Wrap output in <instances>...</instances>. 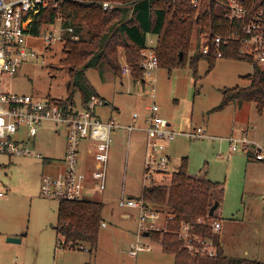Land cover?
<instances>
[{
  "label": "rangeland",
  "instance_id": "374dc122",
  "mask_svg": "<svg viewBox=\"0 0 264 264\" xmlns=\"http://www.w3.org/2000/svg\"><path fill=\"white\" fill-rule=\"evenodd\" d=\"M49 31L43 28L38 35L25 38V47L34 57L24 60L13 76L1 75V90L41 100L67 97L69 68L61 63L65 57L64 43L45 47L43 38ZM205 38L203 33L193 31L188 59L200 53ZM152 39L155 43L156 37ZM121 58H125L123 54ZM188 59L183 67L170 73L158 68L145 88L135 83L132 75L119 78L107 67H103L102 72L90 68L84 74L97 96L105 100V105L96 112L100 119L111 111L113 118L127 123L134 112L154 102L174 131L193 133L200 128L206 132L205 139L180 135L170 144L169 154L177 166L175 171L181 159L186 158L189 174L207 173L210 181L222 184L223 200L216 218L221 225L217 237L221 249L230 258L264 263V161L249 157V152L259 147L264 149V118L261 117L264 115L257 114L254 103L233 102L214 110L221 105L225 90L249 85L246 77L253 69L238 57V60L220 58L207 72V61L200 59L193 74ZM79 94L75 93V101H80ZM115 108L119 109V115ZM48 124L43 125L50 127L41 138L38 136L37 142L39 151L52 158L56 169L61 138L49 135L53 126ZM230 138H244L254 145L247 151L232 153ZM113 139L106 190L94 196L103 204L102 221L106 226L99 228L97 246L91 253L82 250L88 249L82 243L73 249L63 247V239L57 237L58 201L39 195L41 176L47 175L49 169L33 158L9 159L0 155V189L6 186L8 190L0 198V264H129L132 261L135 264H173L174 255L163 253L160 243L153 241V234L152 250L138 253L135 260L129 259L127 249L136 239L138 211L119 209L117 202L122 192L125 198H139L144 187L169 186L174 173L157 174L152 182L144 179L142 136L133 132L128 138L127 133L117 132ZM158 208H151L161 214L158 228H166L168 212ZM168 230L170 234L174 232V229ZM8 238H18L20 242L9 243Z\"/></svg>",
  "mask_w": 264,
  "mask_h": 264
},
{
  "label": "built area",
  "instance_id": "2783aa9c",
  "mask_svg": "<svg viewBox=\"0 0 264 264\" xmlns=\"http://www.w3.org/2000/svg\"><path fill=\"white\" fill-rule=\"evenodd\" d=\"M64 0H0V76L7 73L13 76L24 60L34 57V53L25 47V38L36 36L33 29L35 18L46 8L56 10L55 22L44 29L50 30L44 36L45 47L66 40L77 42L79 36L71 27L62 26L60 11ZM226 14L224 18L232 25L225 35L210 34V42L215 49L216 58H222L221 47L238 44L237 57L251 64L253 71L264 72V12H251L243 5V0H222ZM202 0H190L194 9H198ZM102 10H112L121 3L102 2ZM56 31L54 35L52 32ZM205 36V35H204ZM210 43V44H211ZM207 38L201 42L200 54L210 52ZM138 63L142 78L138 83H151L153 72L158 69L155 43L149 39L140 53ZM120 75L131 76L132 69L127 61L119 59ZM104 101L97 95L89 97L86 106L81 102L63 107L51 99H36L30 95L7 92L0 89V155L9 159L25 157L44 160L43 155L34 147L35 138L43 125L49 123L63 126L66 131V146L59 166L47 175L41 176L40 196L60 201H81L86 195H102L106 190L110 150L113 134L124 129L128 136L140 121L137 113L132 115V124L121 126L115 120L103 121L97 115V109ZM143 117L145 134L143 178L149 179L157 174L175 173V166L169 157L168 148L178 135L170 123L160 114L155 103L146 107ZM189 138H207L198 128L193 133L183 134ZM230 151H247L252 145L244 138L229 139ZM84 145L85 157H82ZM255 159L264 161V150L255 151ZM144 189V188H143ZM0 190V198L4 197ZM119 209L138 211L136 239L128 245L127 256L135 260L138 253L152 250L151 235L169 232L168 225L175 224L174 217L167 214L166 228H158L160 212L146 206L143 197L125 198L122 192L117 202ZM104 223L101 227H105ZM221 225L209 217H199L184 221L171 231L181 243V249L192 257L213 258L217 252L216 240ZM148 239V241H147ZM142 240H146L143 243ZM88 252V249H82ZM129 264H135L132 261Z\"/></svg>",
  "mask_w": 264,
  "mask_h": 264
},
{
  "label": "trees",
  "instance_id": "16d2710c",
  "mask_svg": "<svg viewBox=\"0 0 264 264\" xmlns=\"http://www.w3.org/2000/svg\"><path fill=\"white\" fill-rule=\"evenodd\" d=\"M102 2L121 3L112 10L103 11ZM251 12H264V0H243ZM60 17L62 26L71 27L79 36L77 42L66 40L62 64L68 66L67 97L57 101L63 107L74 105L75 93L80 94L83 106L90 96L96 95L90 87L85 71L94 68L98 72L107 67L113 75L120 76L119 56L123 54L132 69L134 80L142 78L138 67L140 53L147 45V36L156 37L155 52L158 68L183 67L188 59L190 41L196 29L203 33L210 44V34L225 35L231 24L224 16L222 0H202L194 9L190 0H64ZM58 17L51 7L43 10L36 18L32 31L39 34L45 26L53 24ZM238 44L222 46V58L237 59ZM200 59L211 71L216 61L213 44L207 56L200 53L189 57L193 74ZM238 60V59H237ZM249 85L234 87L223 92L220 110L227 102L254 103L257 114L264 115V72L254 70L246 77ZM221 183L212 182L206 173L191 175L187 172V159H182L180 168L172 175L169 186L144 187L142 197L146 206L152 209L165 208L174 217L176 229L184 221L206 217L210 208L218 203L212 218L217 220V210L223 200ZM103 204L96 200L60 201L57 208L56 235L63 239V247L74 248L80 243L88 246V252L96 249L98 232L102 221ZM163 253L173 254V264H264L243 258H230L216 240L217 252L213 258L192 257L181 249V243L170 233L153 234ZM85 245V246H86Z\"/></svg>",
  "mask_w": 264,
  "mask_h": 264
},
{
  "label": "crops",
  "instance_id": "0c3cea01",
  "mask_svg": "<svg viewBox=\"0 0 264 264\" xmlns=\"http://www.w3.org/2000/svg\"><path fill=\"white\" fill-rule=\"evenodd\" d=\"M149 39H152V37L151 36H149V38L147 39V42H148V40ZM153 40V39H152ZM123 77H128V76H119V78H123ZM130 78V77H129ZM133 82H134V80L132 79V78H130ZM135 83H137L138 85H142L143 86V88H145V87H147V85L149 84V83H147V82H142V83H138L136 80H135ZM149 86V85H148ZM19 94V93H18ZM97 95V94H96ZM80 99V98H79ZM102 99V98H101ZM103 100V99H102ZM103 101H105V100H103ZM76 103H79V101H75ZM154 103V102H153ZM233 104V102H227V103H225V106L226 105H229V104ZM104 104H105V102H104ZM149 106V105H148ZM224 106V107H225ZM146 107L147 106H145V107H143V109L141 110V111H136V112H134V113H137L139 116H140V121H138L137 123H135L134 125L136 126V130L134 131V132H138V135H141L142 136V143H143V160H144V145H145V134H144V132H143V122H142V119H143V117L147 114V111H146ZM115 111H117V115H119V109H117V108H115L114 109ZM160 112V114H161V110L159 111ZM257 112V111H256ZM113 112H108L107 113V115L102 119L103 121H107V120H109V119H115V118H113L112 117V115L114 116V114H112ZM133 115V114H132ZM98 117H99V115H98ZM261 117H263L264 118V116H261ZM116 120V119H115ZM119 120V119H118ZM116 120V122L118 123V124H120L121 126H126V125H131L133 122H132V117H131V119H130V121H128L127 123H123V122H120L121 120ZM47 125V124H46ZM48 125H50V124H48ZM53 126V128L50 130V132H48L49 133V135L50 136H52L53 135V137H54V139H60V141H61V149H60V155L58 156V158H55L58 162V164H59V162H61V160L63 159V156H64V152H65V146H66V131H65V128L63 127V126H54V125H52ZM170 126H171V128H173V126L170 124ZM48 127H50V126H45V127H43L42 126V128L39 130V132H38V135L36 136V138H35V142H34V147L36 148V150H40L39 149V142H37L38 141V136H40V138H41V136H42V134L45 132V129L46 128H48ZM117 132H119L120 134L121 133H127L124 129H118V130H116L115 132H114V134H117ZM176 132V131H175ZM205 132V131H204ZM178 133V135L176 136V137H178V136H180V135H182V136H185V135H183V134H186L187 132H177ZM46 134V133H45ZM114 134H113V138H114ZM205 134H206V132H205ZM44 135V134H43ZM128 135V134H127ZM206 136L208 137V135L206 134ZM130 136H128V138H129ZM185 137H187V136H185ZM176 139V138H175ZM174 139V140H175ZM201 139H205V138H201ZM210 139V138H209ZM114 141V140H113ZM114 143V142H113ZM129 145H130V143H129V141H127V149L129 148ZM84 145H83V150H82V157L83 158H86L85 157V153H84ZM169 148H170V146H169ZM169 148H168V153H169ZM259 149H262V150H264L263 148H260L259 147ZM128 151V150H127ZM40 152V151H39ZM41 153V152H40ZM42 154V153H41ZM43 155V154H42ZM43 157H44V160H38L40 163H42V165L45 167V168H48L49 170H51V171H53V170H55L54 168H53V165H52V158H50V157H48V156H46V155H43ZM169 157H170V154H169ZM249 157L250 158H253V159H255V151H251V152H249ZM110 159H111V157H110ZM170 159L172 160V162H173V159L170 157ZM182 159H184V158H182ZM182 159H181V161H180V165L178 166V169L180 168V166H181V162H182ZM37 160V159H36ZM256 160V159H255ZM256 161H259V160H256ZM8 164H10V160L8 161ZM174 164V163H173ZM174 166H176L175 164H174ZM57 167V166H56ZM177 167V166H176ZM177 169V170H178ZM5 176L7 177L8 176V174L7 173H5ZM206 177H207V173H206ZM210 180V179H209ZM212 182H214V181H212ZM0 190H2L4 193H6L8 190H7V187L5 186L4 187V189H0ZM142 192H143V189H142ZM141 196H142V194H141ZM140 196V197H141ZM131 197V196H130ZM133 198H135V197H133ZM92 199H94V197H91V196H89V195H86L85 196V198L83 199V200H92ZM117 208H118V206H117ZM102 223H104V221H101V223H100V227H101V224ZM105 224V223H104ZM106 225V224H105ZM155 244V243H154ZM221 247V246H220Z\"/></svg>",
  "mask_w": 264,
  "mask_h": 264
},
{
  "label": "water",
  "instance_id": "95a60500",
  "mask_svg": "<svg viewBox=\"0 0 264 264\" xmlns=\"http://www.w3.org/2000/svg\"><path fill=\"white\" fill-rule=\"evenodd\" d=\"M217 207H218V203H215V204L210 208V210H209V212H208V216H209V217H212V216L214 215V213H215ZM7 242H9V243H19V242H20V239H18V238H8V239H7Z\"/></svg>",
  "mask_w": 264,
  "mask_h": 264
}]
</instances>
